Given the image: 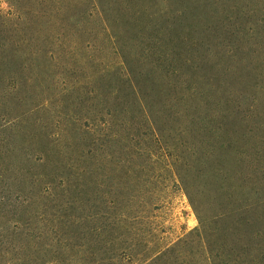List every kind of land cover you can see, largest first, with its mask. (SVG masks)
Wrapping results in <instances>:
<instances>
[{"label":"rangeland","instance_id":"1","mask_svg":"<svg viewBox=\"0 0 264 264\" xmlns=\"http://www.w3.org/2000/svg\"><path fill=\"white\" fill-rule=\"evenodd\" d=\"M0 264H264V0H0Z\"/></svg>","mask_w":264,"mask_h":264}]
</instances>
